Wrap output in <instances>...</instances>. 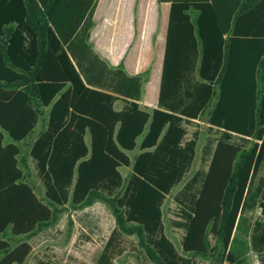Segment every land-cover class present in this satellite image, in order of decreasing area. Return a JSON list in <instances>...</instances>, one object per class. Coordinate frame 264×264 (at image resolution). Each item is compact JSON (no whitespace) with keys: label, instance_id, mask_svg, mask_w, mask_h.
Segmentation results:
<instances>
[{"label":"trees","instance_id":"trees-1","mask_svg":"<svg viewBox=\"0 0 264 264\" xmlns=\"http://www.w3.org/2000/svg\"><path fill=\"white\" fill-rule=\"evenodd\" d=\"M97 3L0 0V264H27L64 218L71 240L97 203L115 228L96 264H264V0H171L158 106L138 91L122 109L69 55ZM204 135L217 145L179 247L165 207Z\"/></svg>","mask_w":264,"mask_h":264},{"label":"crops","instance_id":"crops-1","mask_svg":"<svg viewBox=\"0 0 264 264\" xmlns=\"http://www.w3.org/2000/svg\"><path fill=\"white\" fill-rule=\"evenodd\" d=\"M170 13L171 0H98L90 21L94 24L90 46L80 32L70 44L69 55L90 86L122 99L119 109L124 107L123 100L130 101L138 91L142 106L156 108ZM121 64L127 74L119 73ZM128 78H140L135 92ZM216 145L200 158L212 160Z\"/></svg>","mask_w":264,"mask_h":264},{"label":"rangeland","instance_id":"rangeland-1","mask_svg":"<svg viewBox=\"0 0 264 264\" xmlns=\"http://www.w3.org/2000/svg\"><path fill=\"white\" fill-rule=\"evenodd\" d=\"M207 130L206 125L203 126ZM191 133L194 128L189 127ZM216 140L204 135L195 166L186 182L167 201L165 212L169 235L181 247L186 235L191 209L185 203V193L201 190L211 159L200 158L213 149ZM128 173L125 172V175ZM75 228L71 240H66L67 218L56 227L44 231L32 240L34 253L27 264H96L115 228V219L102 204L73 213ZM134 263L133 261H131ZM135 264V263H134Z\"/></svg>","mask_w":264,"mask_h":264},{"label":"built area","instance_id":"built-area-1","mask_svg":"<svg viewBox=\"0 0 264 264\" xmlns=\"http://www.w3.org/2000/svg\"><path fill=\"white\" fill-rule=\"evenodd\" d=\"M253 258H254V260H255V264H260V259H259L258 254L253 253Z\"/></svg>","mask_w":264,"mask_h":264},{"label":"bare ground","instance_id":"bare-ground-1","mask_svg":"<svg viewBox=\"0 0 264 264\" xmlns=\"http://www.w3.org/2000/svg\"><path fill=\"white\" fill-rule=\"evenodd\" d=\"M94 60V59H93Z\"/></svg>","mask_w":264,"mask_h":264}]
</instances>
